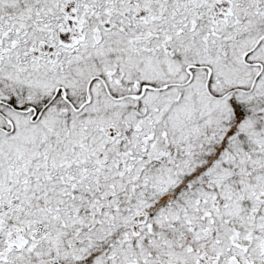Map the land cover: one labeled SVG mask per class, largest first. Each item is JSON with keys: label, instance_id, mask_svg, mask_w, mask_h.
Instances as JSON below:
<instances>
[{"label": "snow or ice", "instance_id": "1", "mask_svg": "<svg viewBox=\"0 0 264 264\" xmlns=\"http://www.w3.org/2000/svg\"><path fill=\"white\" fill-rule=\"evenodd\" d=\"M0 264H264V0H0Z\"/></svg>", "mask_w": 264, "mask_h": 264}]
</instances>
